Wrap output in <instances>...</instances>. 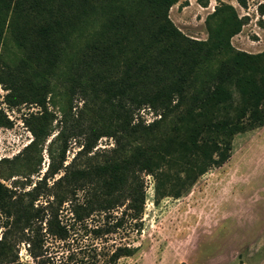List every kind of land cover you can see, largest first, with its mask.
Listing matches in <instances>:
<instances>
[{
  "label": "rangeland",
  "instance_id": "1",
  "mask_svg": "<svg viewBox=\"0 0 264 264\" xmlns=\"http://www.w3.org/2000/svg\"><path fill=\"white\" fill-rule=\"evenodd\" d=\"M171 1L0 0V183L20 192L23 202L34 195L40 204L56 194L66 202L60 213L66 216L75 170L108 168L137 150L176 155L188 145L204 120L199 102L220 74L226 77L222 103L230 108L217 110L215 120L244 104L238 76L250 79L264 112V0ZM240 52L252 58L238 61ZM171 90L177 93L166 108ZM153 97L160 109L141 103ZM263 132L264 123L247 137L234 135L231 162L234 171L242 164L246 142L248 158L261 157L264 186V146L255 147ZM256 173L246 176L257 179ZM59 176L65 180L58 188L23 194L37 182L50 188ZM199 178L179 197L154 203L153 180L143 175L141 229L121 236L136 250L116 264L237 262L238 248L222 249L228 238L238 247L239 219H232L228 236L231 219L217 217L212 183ZM256 222L257 248L247 261L264 264V218ZM18 258L34 264L22 244Z\"/></svg>",
  "mask_w": 264,
  "mask_h": 264
},
{
  "label": "trees",
  "instance_id": "2",
  "mask_svg": "<svg viewBox=\"0 0 264 264\" xmlns=\"http://www.w3.org/2000/svg\"><path fill=\"white\" fill-rule=\"evenodd\" d=\"M244 58L252 56L242 52L235 56L238 61ZM225 78L220 74L218 83L199 102L197 113L204 120L176 155L137 150L108 168L101 165L93 171L75 170L70 176L72 197L66 216L60 214L66 202L55 199L58 195L40 204H34V195L31 196L58 188L65 180L63 176L50 188L45 183L34 184L23 192L31 196L27 202L16 189L0 183V264H20V244L34 264H116L120 258L131 256L136 247L121 242V236L129 231L139 234L141 229L143 175L153 180L154 203L163 197L177 198L198 176L227 161L235 134L263 125L264 112L258 107L262 97L256 96L250 79L241 76L235 78L234 84L244 104L236 107L232 116L214 119L217 110L230 108V104L222 103L227 99L220 84ZM176 93L171 90L167 94L164 107H171ZM155 100L153 97L141 103L160 109Z\"/></svg>",
  "mask_w": 264,
  "mask_h": 264
},
{
  "label": "crops",
  "instance_id": "3",
  "mask_svg": "<svg viewBox=\"0 0 264 264\" xmlns=\"http://www.w3.org/2000/svg\"><path fill=\"white\" fill-rule=\"evenodd\" d=\"M259 128L261 129L262 126L243 133H237L235 135H241L243 137H247L252 133L254 134V132L257 131V129ZM232 145L233 144H231L230 156L227 159V161H225L223 164H221L218 167H214L213 170L210 169L207 172L201 174L200 176H198V178L200 177L199 179H203V180L209 178V180L212 183L210 187L213 198L212 202L218 204L217 205L218 210L215 211L218 214L217 217L219 219L223 217L224 218L229 217L228 219H231L230 220L231 222L229 221L225 223L227 224V226L225 227L228 230V236L231 234L232 232L231 228L234 226L236 227L237 230H239V232L243 233L244 235L243 238L240 240L238 247L232 244V241L234 240L228 238V242L224 243V248L222 250L230 251L232 247H235L236 250L238 248V251L240 253L236 254V256L239 255L237 258V262L233 263V261H231V264H239L240 262L243 264H249L247 261L248 260L247 252H250L257 248L256 246L257 242L251 239L252 236L254 235V232L256 231V227H257L256 221L261 220V218H264V186L263 183H261L262 180H259L260 179L259 171L262 169L259 161L261 157L257 153H253L252 158H248L249 155L246 152L247 144L246 142L243 143V148L245 151L242 152L240 158L242 159L244 157V161L234 171L233 168L234 166L231 162L233 159ZM258 146L259 147L264 146V142L260 141V143L255 147L257 148ZM254 151H257V149ZM251 170H255L257 172L255 174L257 179H252L246 176L247 171H251ZM210 174L212 175L211 177ZM249 174L251 176V173ZM252 193L256 197H258L257 200H250L248 198L249 195ZM234 218L239 219V223L233 226L232 219ZM250 219L254 220V222H251ZM218 225H222V224H218ZM218 225L217 228L224 227V224L223 226H218ZM224 256L228 257L231 255L227 253ZM226 262L227 261L223 262V260L221 259H216V264H226Z\"/></svg>",
  "mask_w": 264,
  "mask_h": 264
}]
</instances>
